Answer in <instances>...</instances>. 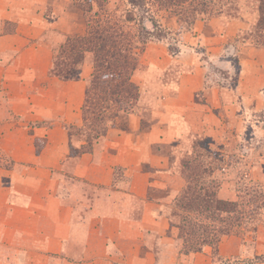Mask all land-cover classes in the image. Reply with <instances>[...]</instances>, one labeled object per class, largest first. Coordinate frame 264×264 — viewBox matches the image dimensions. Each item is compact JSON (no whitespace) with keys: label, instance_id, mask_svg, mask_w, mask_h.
Wrapping results in <instances>:
<instances>
[{"label":"rangeland","instance_id":"rangeland-1","mask_svg":"<svg viewBox=\"0 0 264 264\" xmlns=\"http://www.w3.org/2000/svg\"><path fill=\"white\" fill-rule=\"evenodd\" d=\"M12 1L0 0V6H8ZM57 1L71 21L78 24L77 33L85 28L86 21L94 15L98 19H106L108 15L107 19L122 20L132 38L138 36V24L144 15L147 28H151L148 19L152 17L165 30L164 38L152 39L138 51L137 68L132 76V82L138 88V93L134 95L137 100L126 103L123 111L111 101L102 104L105 109H101L98 106L100 100L93 92L91 97L94 98L95 108L90 123H93L96 132L86 131L85 124L81 129L74 128L72 143L79 148L75 153L89 150L97 132L105 126H113L110 120L115 122L117 128L131 131V123L137 121L139 115L143 118L140 132L144 133L153 117L161 116L163 111L173 110L175 123L172 121V126L177 128L179 139L172 144L159 143L153 151L170 159L169 172L181 174L187 187H203L212 194L216 191L220 200L234 203L230 206L236 211L233 214L213 215L212 211H208L203 217L194 213H179L173 202L167 216L173 226H180L182 230L174 226L178 236L168 239V243L178 251L174 249V253H171L164 250L167 245L165 240L153 233H148L143 240L139 237L134 249L140 247L143 252L154 251L159 264H264V112L256 109L255 105L258 101L264 102V56L253 54L254 48L264 53V29L258 25L260 7L264 10V0L192 1L195 3L191 0H147L145 9H134L128 0H97L92 11L90 0H49L47 17H54L53 9ZM203 2H207V6L203 7ZM144 10L149 11L148 15ZM218 23L222 26L220 30ZM10 30L8 26L7 31ZM133 41L136 45V38ZM87 63L92 65L93 78L92 54L86 55L79 78ZM259 88L263 99L258 97V92L252 94V89L259 91ZM245 96L252 103L247 109L242 106ZM175 99L177 101L174 104L166 103ZM219 100L222 107L215 105ZM179 102L200 104L202 107L199 112L212 129L209 128L205 133L203 129L197 131L184 123L181 114L185 110H176ZM231 103L236 106L233 120H229V111L224 108ZM28 122L24 130H28L30 135L35 124ZM84 134L90 141L80 147L81 142L86 140L82 136ZM22 136H26V133ZM30 141H27L28 150L32 143ZM8 147L9 142L5 139V133H2L0 168L5 170L9 189L0 193V264H69L74 254L67 251L61 254L41 251L39 248L48 238L37 236L30 230L22 234L20 222L11 220L14 209L4 203L6 197L9 196L14 205L22 197H32L33 192H28L27 197L20 194L22 183L18 180L19 169L14 166L13 156L4 151ZM75 161L68 158L63 168L57 170L59 177L56 179L60 185L63 186L60 175L71 181L69 177L74 175L72 168L76 166ZM154 163L159 164L160 161ZM143 168L148 170L150 166L144 165ZM26 170L29 171L27 177L37 176L31 168ZM115 174L120 178L124 173L116 168ZM48 176L44 174V181L48 180ZM185 189L174 197L182 196ZM165 191L161 189L151 195L156 200L165 197L167 201L173 194L167 196ZM173 214L178 216L174 217ZM183 216L185 219L188 216L190 220L186 222ZM215 231H227L228 234L221 236L220 242L214 247L205 245L199 253L188 252L190 247H196L195 239L200 234L216 235ZM97 255L102 262L108 260V253ZM123 260L125 258L120 254L116 262L122 264Z\"/></svg>","mask_w":264,"mask_h":264},{"label":"crops","instance_id":"crops-1","mask_svg":"<svg viewBox=\"0 0 264 264\" xmlns=\"http://www.w3.org/2000/svg\"><path fill=\"white\" fill-rule=\"evenodd\" d=\"M47 3L49 0H13L8 6H0V135L5 133L9 147L4 151L13 156L14 166L19 169L20 194L27 197L33 192L32 197H22L14 205L6 197L4 203L14 209L11 220L20 222L22 234L30 230L48 238L41 251L74 254L69 264H117L120 254L125 258L122 264H159L154 251L143 252L134 246L139 237L143 240L153 233L165 240L164 250L178 251L168 243L178 231L167 215L174 196L187 187V182L178 172H169L170 159L153 151L159 143L172 144L179 139L177 128L172 126L174 112L163 111L161 116L153 117L144 133L140 132L143 118L139 115L131 123V131L117 125L109 127L94 139L91 149L76 156L71 181L60 175V185L57 170L63 168L73 149H79L72 143L70 128L81 129L84 125L83 107L93 72L87 63L75 80L64 81L51 74L54 48L68 35L77 33L78 24L71 21L58 1L54 17H47ZM217 27L222 28L220 23ZM253 54L264 56L259 48H254ZM257 92L262 98L260 88L252 89V94ZM231 104L224 107L229 111V120L235 119L236 113L235 103ZM251 104L245 96L244 109ZM215 105L222 107L220 100ZM255 105L264 112V102ZM176 107L185 110L181 115L188 126L205 133L212 129L199 112L200 104L179 102ZM28 121L35 124L34 129L30 127V135L24 130ZM27 141L32 142L30 150ZM85 144L88 142H81L80 147ZM144 165L150 169L145 170ZM26 168L37 176L27 177ZM116 168L125 177L117 178ZM44 174H49L47 181ZM6 177L0 168V193L9 189ZM161 189L173 197L156 200L151 194ZM102 252L108 253L104 262L97 255Z\"/></svg>","mask_w":264,"mask_h":264},{"label":"trees","instance_id":"trees-1","mask_svg":"<svg viewBox=\"0 0 264 264\" xmlns=\"http://www.w3.org/2000/svg\"><path fill=\"white\" fill-rule=\"evenodd\" d=\"M90 1L92 3V8H90L92 11L94 9V2L96 3L97 0ZM128 2L134 9H140L141 7L145 9L147 5V0H128ZM201 5L205 7L207 6V2H203ZM100 8H102V5ZM260 10L261 19L258 25L264 29V10H262V7H260ZM144 13L148 15L149 11L144 10ZM108 17L107 15L106 19H98L99 17L94 15L90 20L86 21L84 30L82 29L79 33H75L74 36H67L62 43L54 48L51 74L64 81L78 79L81 65L84 63L86 55L88 53L93 55L94 74L91 84L87 89L83 107L85 129L90 132H96L93 129V123H90L92 121L91 115L94 114L95 108L94 98L91 97L93 92H95V96L100 100L98 106L101 109H105L103 105L111 101L114 106H119V110L123 111L126 108L124 107L126 103L137 100L134 95L135 92L138 93V88L132 82V76L137 68V57L140 47H143L152 39H162L165 36V30L152 17L148 19L151 28H147L144 24L146 16L144 15L141 18L138 24L139 34L134 38L131 37L129 31H126L127 26L122 20L107 19ZM135 38L137 40L136 45L133 41ZM117 115L119 116L120 113ZM100 122H103V120ZM110 122L112 125H115L113 120H110ZM108 128L109 126L102 128L97 132V137L94 139L101 137ZM73 129L74 127L70 128L71 137H73ZM82 136L86 138L87 141L85 140V142L90 141L87 134ZM78 154L73 149L70 159H75ZM233 205L234 203L232 202L220 200L217 197L216 191L212 194L209 189L203 187L197 189L190 185L186 187L183 195H180L174 201V207L177 209V212L187 213V215L194 213L203 217L208 211H212L213 215L233 214L236 212L230 208ZM173 216L177 217L178 215L173 214ZM179 217L182 218V216ZM183 218L186 222L189 219L188 216H186V219L185 216ZM174 226L182 230L180 226ZM215 233L216 235L212 234L210 236H206L203 233L200 234V237L198 236L195 239L197 241L196 247H190L188 252L199 253L202 251V246L205 245L214 247L220 242L221 236L228 234L227 231L226 233L224 231H215Z\"/></svg>","mask_w":264,"mask_h":264}]
</instances>
